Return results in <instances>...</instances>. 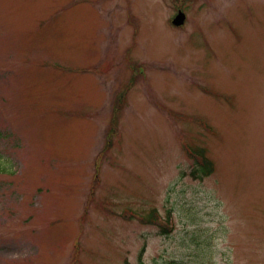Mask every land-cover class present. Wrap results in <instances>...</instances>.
<instances>
[{"label": "rangeland", "instance_id": "obj_1", "mask_svg": "<svg viewBox=\"0 0 264 264\" xmlns=\"http://www.w3.org/2000/svg\"><path fill=\"white\" fill-rule=\"evenodd\" d=\"M125 263L264 264V0H0V264Z\"/></svg>", "mask_w": 264, "mask_h": 264}, {"label": "trees", "instance_id": "obj_2", "mask_svg": "<svg viewBox=\"0 0 264 264\" xmlns=\"http://www.w3.org/2000/svg\"><path fill=\"white\" fill-rule=\"evenodd\" d=\"M114 130L115 129H113L112 131H114ZM106 141H107L106 146L109 147L112 144L111 137H108V139ZM189 153L192 157H194L195 163L198 164V165L195 164L197 167L194 168V170L191 172L194 177H196L198 175L197 174L198 172L200 173L199 174L200 176H198V177H202V175H206L212 171L213 163L209 158L206 157L204 148L197 147V148H194L193 150H191ZM157 219H158L157 210L156 209L151 210L150 218L148 220L152 223H155V220H157ZM125 264H127V263H125Z\"/></svg>", "mask_w": 264, "mask_h": 264}, {"label": "water", "instance_id": "obj_3", "mask_svg": "<svg viewBox=\"0 0 264 264\" xmlns=\"http://www.w3.org/2000/svg\"><path fill=\"white\" fill-rule=\"evenodd\" d=\"M183 14L182 13H179L177 16H176V18L173 20V22L175 23V24H180L181 22H182V20H183Z\"/></svg>", "mask_w": 264, "mask_h": 264}]
</instances>
